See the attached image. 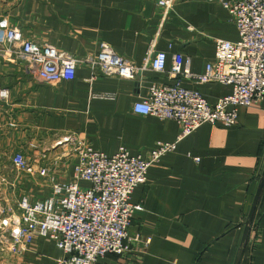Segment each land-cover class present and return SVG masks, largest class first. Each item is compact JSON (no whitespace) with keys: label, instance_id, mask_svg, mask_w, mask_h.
<instances>
[{"label":"crops","instance_id":"1","mask_svg":"<svg viewBox=\"0 0 264 264\" xmlns=\"http://www.w3.org/2000/svg\"><path fill=\"white\" fill-rule=\"evenodd\" d=\"M1 18L40 45L81 58L105 43L145 69L122 80L79 65L72 80L47 84L26 73L21 62L0 59V162L11 165L22 143L53 150L66 137L108 156L125 148L145 159L158 143H174L180 131L175 121L132 111L152 84L179 80L210 104L232 92L230 86L168 75L176 56L191 73H203L214 60L215 40L239 39L216 0H0ZM156 52L166 54L164 73L149 65ZM263 141L264 102L239 108L231 126L204 124L177 142L131 195L142 211L128 230V252L99 263L264 264ZM63 255L36 236L0 264H56Z\"/></svg>","mask_w":264,"mask_h":264},{"label":"built area","instance_id":"2","mask_svg":"<svg viewBox=\"0 0 264 264\" xmlns=\"http://www.w3.org/2000/svg\"><path fill=\"white\" fill-rule=\"evenodd\" d=\"M216 2L227 11L239 39L215 40L214 60L203 73H191L176 56L168 75L176 81L182 78L196 84L230 86L231 94L210 104L198 91L182 87L179 80L172 85L152 84L147 96L133 104L132 111L175 121L180 131L174 143H158L145 159L130 155L125 148L108 156L72 137L56 142L53 148L68 149L54 160L55 165L59 163L54 169L59 168L60 179L51 178L50 195L36 201L24 196L17 203L20 217L0 219V230H9L7 244L12 250L26 247L39 236L49 239L63 252L56 264H100L107 255L126 254L128 230L135 214L142 211L141 206L131 203V195L146 183L148 169L200 126L216 122L231 126L239 108L264 102V0ZM158 4L169 5L167 1ZM0 59L21 62L26 73L47 84L72 80L79 65L89 66L99 76L122 80L135 79L145 69L135 66L105 43L100 44L97 54L81 58L51 45H40L26 39L4 18L0 19ZM149 65L156 73L166 72V54L154 53ZM1 95L5 98L6 92L2 91ZM69 155L71 159L62 163V158ZM67 161L71 162L69 172ZM11 164L20 173H33L20 153L12 155ZM49 169L44 165L37 173L47 178ZM82 183L87 186L83 187ZM12 226L17 230L12 231ZM149 243V239L143 242L144 246Z\"/></svg>","mask_w":264,"mask_h":264},{"label":"rangeland","instance_id":"3","mask_svg":"<svg viewBox=\"0 0 264 264\" xmlns=\"http://www.w3.org/2000/svg\"><path fill=\"white\" fill-rule=\"evenodd\" d=\"M31 143H22L21 146L14 149L12 155L16 153L22 154L26 163L33 168V173H20L8 161L0 162V219H17L20 217L17 209V203L20 198L25 196L30 200L32 199V201L42 200L50 195L51 178L57 177L60 179L59 172L54 169V166H58L59 163L55 165L54 160L56 157L59 158L63 152L66 153V149L68 148H59L64 151H58L59 153L55 154V156L51 154L46 156L47 153H52L53 150H57L58 148L51 150L50 148L46 149L45 147L41 148L37 146L36 142L35 144ZM43 150L45 151L43 152ZM68 158L71 159V155L63 157L62 163ZM1 160L3 159L1 158ZM66 163V166L68 165L66 170L69 172L71 162L67 161ZM44 165L50 168V177L43 178L37 173L40 167ZM4 175H7V177ZM11 229L12 231L17 230L15 226H12ZM8 240L9 230H6V232L0 230V262L4 260L3 257L6 256L5 258H7L8 254L12 255L18 251L11 249L10 244H7Z\"/></svg>","mask_w":264,"mask_h":264}]
</instances>
